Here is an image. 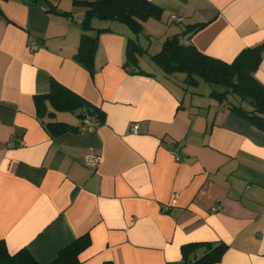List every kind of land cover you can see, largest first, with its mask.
I'll return each instance as SVG.
<instances>
[{"label":"crops","instance_id":"1","mask_svg":"<svg viewBox=\"0 0 264 264\" xmlns=\"http://www.w3.org/2000/svg\"><path fill=\"white\" fill-rule=\"evenodd\" d=\"M47 1L57 13L29 0L0 3V241L8 251L49 264L88 235L80 264H178L193 242L227 244L218 264H264V133L215 106L211 92L187 96L154 71L132 73L126 25L99 28L110 31L99 35L90 71L74 59L85 12L75 24L71 0L70 11ZM148 1L163 9L162 21L173 26L176 16L186 27L166 36L182 33L205 55L231 63L264 44V0ZM255 76L264 85V58ZM53 80L104 111V123L48 103L54 116L40 118L35 98ZM51 121L80 132L53 137ZM91 151L101 156L95 170L83 164Z\"/></svg>","mask_w":264,"mask_h":264},{"label":"trees","instance_id":"2","mask_svg":"<svg viewBox=\"0 0 264 264\" xmlns=\"http://www.w3.org/2000/svg\"><path fill=\"white\" fill-rule=\"evenodd\" d=\"M7 0H0V3ZM74 5L85 8L81 21L80 46L74 59L90 71L99 49V35L109 29H98L95 36L88 32L93 31L95 18L105 21H119L125 24L133 33L129 38L126 53L125 67L132 73L139 72L151 75L140 69L138 63L146 50L140 45L138 37L143 32L144 24L151 20H160L163 9L148 0H71ZM33 5L46 6L47 11L56 12L47 0H29ZM68 17L71 13H62ZM194 34L202 24L191 25ZM189 33V32H188ZM186 34V32H185ZM264 58V44L243 50L231 62L208 56L200 52L193 43H183L179 35L168 38L161 52L152 55L153 62L168 76L175 73L185 74L184 82L190 86H197L203 81L211 86H221L224 92L212 91V98L222 107L240 118L251 123L256 129L264 133V85L255 74ZM238 79L235 82V79ZM37 113L40 118H52L54 112H48L47 103L56 112H71L82 121H89L93 127L102 125L105 121V112L89 103L64 85L53 80L51 90L47 94L36 96ZM47 131L53 136L66 133H79L80 128L58 122H48ZM91 245L88 235L81 236L68 246L61 249L56 258L49 264H80L81 254ZM229 246L223 242H193L182 247V262L178 264H218L228 251ZM0 264H39L27 251L21 250L11 254L5 243L0 241ZM105 264H111L106 262Z\"/></svg>","mask_w":264,"mask_h":264},{"label":"rangeland","instance_id":"3","mask_svg":"<svg viewBox=\"0 0 264 264\" xmlns=\"http://www.w3.org/2000/svg\"><path fill=\"white\" fill-rule=\"evenodd\" d=\"M60 1V0H57ZM63 6H61V9H64V7H68L66 9H64L63 11L69 9H71L70 6H73L72 3L69 0H63L62 4ZM70 7V8H69ZM73 18L71 19L72 22L74 21L75 24L79 19V14L81 13V11L85 12L84 7L81 6H73ZM60 10V9H59ZM84 17V16H83ZM83 19V18H82ZM82 21V20H81ZM99 22V23H97ZM107 23V21L95 18L93 20V24H95L97 26L96 29L101 28L104 24ZM109 22H113L112 24H123L120 23L119 21H108ZM81 24V22H80ZM174 27L169 25L166 20L160 19V20H154L151 19L149 21H147L144 24V29L143 32L140 34L139 36V41L142 45V47L146 50V53L143 55V57L140 59V63L142 66V69H145L147 72L149 73H154L156 72L159 76L165 77L164 81L168 82L174 89L175 92L177 93H185L187 96H190L191 93H210L212 91H217V92H224L225 88L221 87V86H211L203 81H200L199 84L197 86H190L188 84H186L184 82V78H185V74L181 73V72H177L174 74V76L168 77L167 75L163 74V71L152 61L151 56L155 55L159 52H161L164 48V44L167 40V38H169L167 35V33L169 31L176 30L178 32H182L185 31L186 27L184 26V24H179V23H173ZM123 26H125V24H123ZM128 28V27H127ZM97 31V30H96ZM180 40L183 42V34L182 33H178ZM172 38V36L170 37V39ZM103 47V43H100V48ZM154 71V72H153ZM213 104L215 106L220 105L219 102L214 99V101H212ZM70 115H72V113L70 112ZM73 116H76L73 114ZM78 118V117H77ZM81 120V119H80ZM82 121V120H81Z\"/></svg>","mask_w":264,"mask_h":264},{"label":"built area","instance_id":"4","mask_svg":"<svg viewBox=\"0 0 264 264\" xmlns=\"http://www.w3.org/2000/svg\"><path fill=\"white\" fill-rule=\"evenodd\" d=\"M172 20H173V23H178V22L181 21V19L178 18V17H176V16H174V17L172 18ZM37 48H38V46H37L36 43H33V44L31 45V50H36ZM131 132H132L133 134H139V126H138V124H133V125H132ZM178 160H180V157H179V156H178ZM83 164H84L85 166H87V167H89V168L95 170V169H97V168L100 166V164H101V156L98 155V154H95V153H93V152L91 151V152H89V153L85 156V158H84V160H83Z\"/></svg>","mask_w":264,"mask_h":264},{"label":"water","instance_id":"5","mask_svg":"<svg viewBox=\"0 0 264 264\" xmlns=\"http://www.w3.org/2000/svg\"><path fill=\"white\" fill-rule=\"evenodd\" d=\"M237 81H238V79L236 78V79H235V82H237Z\"/></svg>","mask_w":264,"mask_h":264}]
</instances>
